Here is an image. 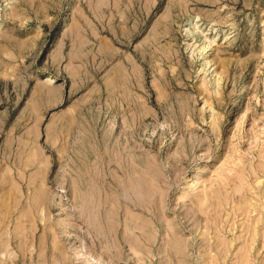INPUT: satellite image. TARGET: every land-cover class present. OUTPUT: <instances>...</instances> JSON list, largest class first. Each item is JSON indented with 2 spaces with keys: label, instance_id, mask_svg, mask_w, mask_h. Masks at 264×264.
Listing matches in <instances>:
<instances>
[{
  "label": "rangeland",
  "instance_id": "1",
  "mask_svg": "<svg viewBox=\"0 0 264 264\" xmlns=\"http://www.w3.org/2000/svg\"><path fill=\"white\" fill-rule=\"evenodd\" d=\"M68 262L264 264V0H0V264Z\"/></svg>",
  "mask_w": 264,
  "mask_h": 264
},
{
  "label": "bare ground",
  "instance_id": "2",
  "mask_svg": "<svg viewBox=\"0 0 264 264\" xmlns=\"http://www.w3.org/2000/svg\"><path fill=\"white\" fill-rule=\"evenodd\" d=\"M99 28H100V26H99ZM159 33H160V31H159ZM158 41H159V39H158ZM118 101H119V99H118ZM119 106H120V104H119ZM122 138H123V136H122ZM57 139H58V137H57ZM101 141L102 142L99 144V150L97 151V163L98 164L95 167L97 169H95L94 167H88L87 169H85L84 183L89 185V187H91L92 185H95V183L102 186V188L100 189V190H102V194L104 195L102 198V207L104 204L106 206V199L108 198V196H107V193H105V191L106 190L109 191V187H110V190L112 192H114L115 194H117L116 200L120 201V203H122L124 206H127L128 209L141 208V210L143 212L148 213V211H150L152 213V208H153V203L155 201V198H154V201L152 200L151 202L145 200L146 195L153 193V189H152V187L146 185V183L144 181V175L143 174L141 175V173H139L140 176H132L131 172H128V170H126L124 167L120 166V164L118 163V158L115 155V153L113 152L114 149H112V150L109 149L108 144L104 143L105 139H103ZM117 174H119V176H121L122 178L119 179V176ZM108 184H109V186H108ZM109 193H110V191H109ZM148 200H150L149 196H148ZM100 212H101V214L99 215V218H100V220L104 221V218H106L104 216V209L100 208ZM46 224H48V223L46 222ZM126 227L130 228V230H132V231H134V229L140 228L139 225H137V222L135 219L132 221H128ZM97 232H98V230H97ZM108 232H109V230H108ZM110 233H111V231H110ZM170 240H172V239H170ZM68 264H69V262H68Z\"/></svg>",
  "mask_w": 264,
  "mask_h": 264
}]
</instances>
